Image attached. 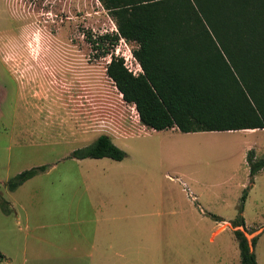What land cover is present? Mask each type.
<instances>
[{
    "label": "rangeland",
    "instance_id": "374dc122",
    "mask_svg": "<svg viewBox=\"0 0 264 264\" xmlns=\"http://www.w3.org/2000/svg\"><path fill=\"white\" fill-rule=\"evenodd\" d=\"M113 32L98 0H0V252L8 257L2 264H45L21 248L34 232L26 229L33 212L14 201L23 190L8 188L17 175L43 166L25 189L37 195L32 203L44 215L72 216L69 208L86 206L84 183L98 197L115 179L136 183L139 213L165 215L133 221L131 239L128 221L107 223L121 244L112 249L107 242L106 263L91 264H241L234 231L244 229L232 224L242 206L246 235L250 244L258 237L257 263L264 264V169L252 178L241 155L248 141L258 151L252 148V160L264 159V130L184 137L144 127L107 76L110 56L97 58L88 40ZM126 44L120 40L116 49L129 57L137 44ZM101 135L115 138L123 161L72 157Z\"/></svg>",
    "mask_w": 264,
    "mask_h": 264
},
{
    "label": "trees",
    "instance_id": "16d2710c",
    "mask_svg": "<svg viewBox=\"0 0 264 264\" xmlns=\"http://www.w3.org/2000/svg\"><path fill=\"white\" fill-rule=\"evenodd\" d=\"M117 32L89 34L97 58L111 57L107 76L127 104L135 105L141 124L183 133L264 130V0H98ZM137 44L132 51L142 73L135 76L115 55L120 40ZM248 164L253 178L264 159ZM126 153L108 135L76 150L78 160ZM24 171L8 182L14 192L44 173ZM245 202V198L243 197ZM232 224L241 264H258L243 219ZM224 221V220H222ZM5 257L0 252V264Z\"/></svg>",
    "mask_w": 264,
    "mask_h": 264
},
{
    "label": "crops",
    "instance_id": "0c3cea01",
    "mask_svg": "<svg viewBox=\"0 0 264 264\" xmlns=\"http://www.w3.org/2000/svg\"><path fill=\"white\" fill-rule=\"evenodd\" d=\"M143 125V124H142ZM144 126V125H143ZM146 127V126H144ZM149 129V128H148ZM153 130V129H151ZM173 132L177 135H181L184 137H193L200 136L201 134H222L228 132H196V133H183L178 128H172L164 131H156L153 132L161 133V132ZM248 131V130H242ZM255 131V130H254ZM233 132H241V131H233ZM257 132V131H256ZM245 134H249L248 132H244ZM255 133V132H254ZM115 138L112 137L114 141ZM242 159H244V163L248 165V153L254 148L257 149L256 146L251 142H244V146H242ZM86 160V159H85ZM85 160H78L83 162ZM121 162V161H120ZM127 167H123L124 169ZM133 170H127L126 172L130 179H133ZM135 175V174H134ZM35 178V177H34ZM32 178V179H34ZM31 179V180H32ZM31 180L27 181L24 185L19 187L18 190H23L24 193L22 197L14 199L17 205L23 211H32L33 214L26 215V222L29 230L32 229L34 232L31 234H27L25 236V241L21 248H23L24 253L33 257L38 263L44 261L46 264L47 261L61 263L65 260H70L71 257L87 260V264H91V259L98 261L99 263H106L105 255V244L107 242L111 243L112 249L116 243L121 244V240H117L114 235H110L109 225L107 223L115 226V223L128 221L130 223V239L132 238V230L133 227L131 223L133 221H139L142 218H146L149 216H156L159 219H164V214L161 212L158 213H139L140 205L137 203L136 199L133 195V190H137L136 183L133 181L126 183H120L115 179V183L111 188H104L105 192L101 193V196H96V194L92 193L88 184L84 183L82 194L83 198H87V203L84 208L78 207L77 205L69 208L70 211H73L72 216H52V215H44L43 211H46L44 207L36 206L32 203V200L36 199V194H28L25 188L31 184ZM35 186H38L35 184ZM69 186V185H67ZM110 190V191H109ZM111 190L114 191L115 194L111 193ZM22 191V192H23ZM67 191L71 193L70 189L67 188ZM75 191V190H74ZM109 191V192H108ZM78 194L80 192L76 191ZM123 194L127 195L126 198H123ZM114 195V197H111ZM193 199H196L195 195H192ZM27 202V203H26ZM31 203V204H29ZM10 205L12 203L10 202ZM34 205L36 208H39L36 212L33 208ZM33 208V210H32ZM143 208V207H142ZM42 209V211H41ZM44 209V210H43ZM67 209V208H66ZM81 212V213H80ZM47 214V213H46ZM82 214V215H81ZM33 215V219L30 218ZM29 217V220L27 218ZM58 218V219H56ZM29 222V223H28ZM228 222V221H225ZM55 225H59L62 229L57 231L51 230ZM67 227V228H64ZM28 233V232H26ZM131 243V241H130ZM2 253V252H1ZM5 257L4 261L7 260V254L2 253ZM116 254H119L116 252ZM3 263V262H2Z\"/></svg>",
    "mask_w": 264,
    "mask_h": 264
},
{
    "label": "built area",
    "instance_id": "2783aa9c",
    "mask_svg": "<svg viewBox=\"0 0 264 264\" xmlns=\"http://www.w3.org/2000/svg\"><path fill=\"white\" fill-rule=\"evenodd\" d=\"M121 42L127 46L126 41L124 39H121ZM114 53H115V55L117 57L124 58L126 68L130 72H132L135 76H138L140 73L143 72L142 69H141V66H140L139 62L134 57L132 51H131V55L129 57L128 56H124V55L121 56L120 53H118V51H117L116 48H115V52ZM134 109H136V108H134Z\"/></svg>",
    "mask_w": 264,
    "mask_h": 264
},
{
    "label": "bare ground",
    "instance_id": "6f19581e",
    "mask_svg": "<svg viewBox=\"0 0 264 264\" xmlns=\"http://www.w3.org/2000/svg\"><path fill=\"white\" fill-rule=\"evenodd\" d=\"M247 132H254V130H248Z\"/></svg>",
    "mask_w": 264,
    "mask_h": 264
}]
</instances>
